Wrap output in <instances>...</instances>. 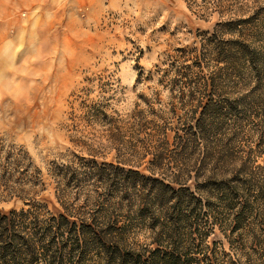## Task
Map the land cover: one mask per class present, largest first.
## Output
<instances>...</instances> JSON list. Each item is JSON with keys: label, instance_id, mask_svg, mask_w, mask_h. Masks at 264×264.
<instances>
[{"label": "rangeland", "instance_id": "1", "mask_svg": "<svg viewBox=\"0 0 264 264\" xmlns=\"http://www.w3.org/2000/svg\"><path fill=\"white\" fill-rule=\"evenodd\" d=\"M9 11L7 32L21 36L22 49L37 63L32 78L24 77L21 101L0 99V150L22 154L19 173L6 186L0 182L2 212L19 211L31 200L58 214L61 189L74 206L89 211L101 201L105 207L119 202L124 192L117 184L107 190L105 174L102 181L89 176V161L150 176L148 162L164 152L165 134L172 143L165 126L200 112L197 101L178 99L169 85L165 71L178 48L208 58L207 39L235 38L225 33L233 30L229 22L245 20L237 26L264 59V0H18ZM238 83L226 81L224 90L231 98L248 95L245 118L264 117V81ZM245 136L262 138L264 147V131ZM262 152L250 160L263 166ZM65 168L80 173L79 188L60 187ZM209 200L220 226L207 241L236 252L240 264H264V198L250 200L252 216L233 235L223 225L231 211ZM135 224L139 240L151 236L147 226Z\"/></svg>", "mask_w": 264, "mask_h": 264}, {"label": "trees", "instance_id": "2", "mask_svg": "<svg viewBox=\"0 0 264 264\" xmlns=\"http://www.w3.org/2000/svg\"><path fill=\"white\" fill-rule=\"evenodd\" d=\"M245 22H229L233 30L225 33L235 38H208V58L197 49L180 48L170 57L165 72L171 75L173 94L197 101L200 112L196 116L193 111L174 127L165 126L174 134L172 143L165 134L164 152L148 162L150 176L89 161V176L102 181L105 174L107 190L117 184L119 193L124 192L119 202L115 198L114 205L105 207L101 201L89 211L74 206L66 199L70 194L61 189L58 214L31 200L19 211H0V264H240L236 252H226L207 239L220 226L209 199L231 211L230 222L223 225L233 235L252 216L250 200L264 198V165L250 160L256 151L263 153L262 138L254 142L245 136L264 131V117L245 118L248 95L231 98L224 90L226 81H264V59L238 27ZM2 154L0 150V182L6 186L19 173L22 154ZM69 169L60 174V187L79 188L80 173ZM137 222L150 231L143 241Z\"/></svg>", "mask_w": 264, "mask_h": 264}, {"label": "crops", "instance_id": "3", "mask_svg": "<svg viewBox=\"0 0 264 264\" xmlns=\"http://www.w3.org/2000/svg\"><path fill=\"white\" fill-rule=\"evenodd\" d=\"M17 2L18 0H0V84L2 82L3 86L0 99L9 97L10 102L21 101L24 77L32 78L33 64L37 63V59L29 55V50L22 49L21 36L7 32L12 21L6 18L9 16V9L13 10Z\"/></svg>", "mask_w": 264, "mask_h": 264}]
</instances>
